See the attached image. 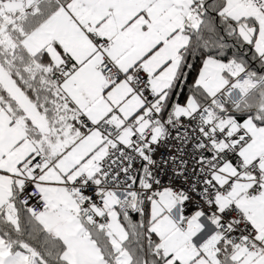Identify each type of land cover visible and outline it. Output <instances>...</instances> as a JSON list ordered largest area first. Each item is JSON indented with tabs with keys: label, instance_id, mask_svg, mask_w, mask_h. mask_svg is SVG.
Instances as JSON below:
<instances>
[{
	"label": "snow or ice",
	"instance_id": "obj_1",
	"mask_svg": "<svg viewBox=\"0 0 264 264\" xmlns=\"http://www.w3.org/2000/svg\"><path fill=\"white\" fill-rule=\"evenodd\" d=\"M0 264H264V0H0Z\"/></svg>",
	"mask_w": 264,
	"mask_h": 264
},
{
	"label": "trees",
	"instance_id": "obj_2",
	"mask_svg": "<svg viewBox=\"0 0 264 264\" xmlns=\"http://www.w3.org/2000/svg\"><path fill=\"white\" fill-rule=\"evenodd\" d=\"M229 55H231V53H229ZM196 64H197V69H198V67H199V61H197ZM256 66L259 67V65H256ZM195 75H196V72L191 73V75L189 76V83H191V81L194 79ZM133 218L134 219H138L139 217L134 214L133 215Z\"/></svg>",
	"mask_w": 264,
	"mask_h": 264
},
{
	"label": "built area",
	"instance_id": "obj_3",
	"mask_svg": "<svg viewBox=\"0 0 264 264\" xmlns=\"http://www.w3.org/2000/svg\"><path fill=\"white\" fill-rule=\"evenodd\" d=\"M167 179H168V178H167V177H165V181H166V182H167Z\"/></svg>",
	"mask_w": 264,
	"mask_h": 264
}]
</instances>
